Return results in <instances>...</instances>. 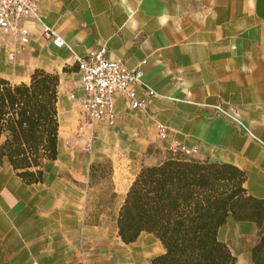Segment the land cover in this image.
<instances>
[{
	"label": "crops",
	"instance_id": "crops-1",
	"mask_svg": "<svg viewBox=\"0 0 264 264\" xmlns=\"http://www.w3.org/2000/svg\"><path fill=\"white\" fill-rule=\"evenodd\" d=\"M38 4L43 16L27 22L32 33L27 46H20L18 38L0 37V59L7 55L15 62L10 73L0 75L21 82L35 68L60 74L59 153L46 162L43 181L35 184L25 183L8 160L0 161V264H114L108 240L111 230L117 234L120 201L111 206L103 199L113 191L120 194L118 184L115 176L113 185H93L90 179L92 163L106 157L115 162L132 158L135 173L142 163L157 162L147 154L150 148H195V158L229 162L245 171L248 193L264 199V145L213 107L237 113L264 142V0ZM42 23L67 44L54 46ZM10 41L16 45L14 59ZM103 46L109 59L141 68L144 82L159 96L149 97L137 86L146 107L134 109L118 95L116 124L86 127L76 57ZM159 123L167 127L165 139ZM89 136L94 143L86 151L82 140ZM258 237L254 222L232 217L219 230L239 264H253Z\"/></svg>",
	"mask_w": 264,
	"mask_h": 264
},
{
	"label": "trees",
	"instance_id": "trees-1",
	"mask_svg": "<svg viewBox=\"0 0 264 264\" xmlns=\"http://www.w3.org/2000/svg\"><path fill=\"white\" fill-rule=\"evenodd\" d=\"M59 85L60 74L43 68H35L28 81L0 75V161L8 160L27 184L42 182L44 165L58 158ZM105 168L92 163L93 185H113V168ZM245 181V171L232 163L169 149L161 160L141 164L124 195L113 191L103 201L120 200L115 220L122 242L144 234L160 241L162 251L147 264H239L219 238L231 217L257 225L252 261L264 264V199L249 194Z\"/></svg>",
	"mask_w": 264,
	"mask_h": 264
},
{
	"label": "built area",
	"instance_id": "built-area-1",
	"mask_svg": "<svg viewBox=\"0 0 264 264\" xmlns=\"http://www.w3.org/2000/svg\"><path fill=\"white\" fill-rule=\"evenodd\" d=\"M43 14L38 0H0V37H13L19 39L22 47L31 42L32 33L27 27L31 19L41 21ZM44 36L51 40L56 47L67 44L66 40L55 29L42 23ZM10 59L15 58V42L10 41ZM108 48L103 46L86 56H77L76 63L80 72V86L83 96L79 98L81 113L86 127H91L97 122H104L114 126L117 121L116 98L118 95L125 96L130 106L134 109L144 108L147 99H139L136 87L146 89L149 97L159 96L158 92L144 82V71L141 68L129 69L122 61H114L107 57ZM75 98V95L72 96ZM214 109L234 124L243 128L252 138L264 145V142L253 133L250 127L240 116L221 105H214ZM159 136L167 137V127L159 123L157 125ZM94 137L89 136L82 140L86 151L92 149ZM174 150H181L187 155H192L196 149L186 146H178Z\"/></svg>",
	"mask_w": 264,
	"mask_h": 264
},
{
	"label": "rangeland",
	"instance_id": "rangeland-1",
	"mask_svg": "<svg viewBox=\"0 0 264 264\" xmlns=\"http://www.w3.org/2000/svg\"><path fill=\"white\" fill-rule=\"evenodd\" d=\"M15 62L8 59L7 55L0 59V72L10 73L14 69ZM168 149L153 148L151 160H161L167 155ZM106 157L101 162L106 166L107 173L113 168V177L118 184L120 195L125 194V190L134 175V160L130 157H121L119 160ZM115 167V175H114ZM120 201V200H119ZM108 243L112 246V258L114 264H146L148 260L162 251L160 241L150 234L142 235L136 242L125 244L117 236L115 229L110 231Z\"/></svg>",
	"mask_w": 264,
	"mask_h": 264
}]
</instances>
